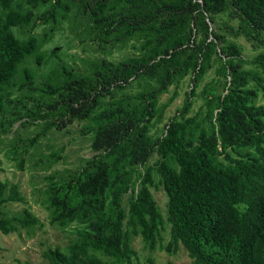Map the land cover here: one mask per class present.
Wrapping results in <instances>:
<instances>
[{"label": "trees", "instance_id": "trees-1", "mask_svg": "<svg viewBox=\"0 0 264 264\" xmlns=\"http://www.w3.org/2000/svg\"><path fill=\"white\" fill-rule=\"evenodd\" d=\"M26 1L31 5L46 2ZM185 1L191 11L190 26H196L197 16H201L200 23L208 33L202 7L212 0ZM11 2L0 0V6L7 9ZM59 2L52 4L44 21L56 20ZM228 2L238 11L239 26L246 37L253 32L264 35V0ZM178 9L169 8L166 28L183 19ZM99 11L93 12L98 21L113 29L123 27L128 32L150 21L123 13L110 18ZM32 17L30 10L0 14V106L5 98L4 88L22 60L33 55L37 62L42 61L39 48L50 38V33H43L40 39L30 36L20 40L12 32L14 26L28 25ZM215 37L206 38L187 57V62L181 63L180 68L184 66L196 72L195 83L205 71V61L216 51ZM182 44L181 37L178 41L172 39L171 50L166 49V57L159 60L169 66L159 78L161 86L142 93L139 102L130 107L118 105L114 109L95 110L102 92L109 94L111 87L127 82L139 70L154 73L157 64L107 63L93 79L75 77L63 68L65 79L55 88L61 100L57 102L59 112L67 116V121L90 120L91 148L97 153L74 173L71 186L74 193L66 189L62 195L59 188L49 192L51 224L64 226L77 221L84 226L65 249L54 247L43 251L48 264H133L135 250L131 243L137 236L142 237L150 250L159 244L167 252H176L183 246L190 264H264V105L254 104L256 90L245 87L247 76L257 84L261 79L250 71H241L229 54L225 60L220 56V73L231 76L230 87L223 95L205 99L204 121L185 116L191 104L186 98L179 118L170 119L161 137L153 140L147 135L157 93L170 82V67L176 63V54L180 53L177 48ZM255 61L264 70V52ZM173 68L180 71L179 67ZM24 74L29 81L30 71L24 69ZM153 153L159 159L154 166L147 165L138 173L139 186L129 196L126 212L121 205L122 196L130 189L136 166L147 163ZM153 171L160 176L167 196L170 239L164 246L159 241L165 220L149 189L155 185ZM22 200L16 184L0 181V207L6 202ZM38 222L35 215L24 209L12 218L1 217L0 231L7 234L18 226L27 228ZM98 253L111 260L105 261ZM149 264H154L152 259Z\"/></svg>", "mask_w": 264, "mask_h": 264}, {"label": "rangeland", "instance_id": "rangeland-1", "mask_svg": "<svg viewBox=\"0 0 264 264\" xmlns=\"http://www.w3.org/2000/svg\"><path fill=\"white\" fill-rule=\"evenodd\" d=\"M56 1L31 5L26 0H12L9 8L0 6L2 15L10 11H32L33 17L28 25L12 27L16 38L25 40L35 36L40 39L43 33H50V38L39 48L42 61L37 62L33 55L22 60L10 84L4 88L5 98L0 106V181L16 184L23 197L21 202H6L1 206L0 218H12L28 209L39 219L34 226H18L7 234L0 231V264H48L43 251L54 247L65 249L76 238L78 229L84 226L77 221L61 226L56 222L51 224L49 220V192L59 188L62 195L66 189L74 193L71 187L74 173L97 153L91 148L90 120L73 118L67 121V116L59 112L57 102L61 100L55 88L65 79L63 68L75 77L93 79L107 63L118 65L141 61L148 66L157 64L154 73L139 70L132 73L127 82L111 87L109 94L102 92L95 110L114 109L118 105L130 107L139 102L142 93L161 86L159 78L169 66L159 60L166 57V49L171 50L172 39L178 41L181 37L183 44L177 48L180 53L176 54V63L170 67V82L157 93L153 117L148 124L147 135L153 140L165 133L171 118H179L186 98L191 104L185 116L204 121L205 99L223 95L230 87L231 76L220 73V56L225 60L226 54L240 65L241 71H250L261 79L257 84L247 76L245 87L256 90L254 104L264 105V70L255 61V57L264 52V35L253 32L246 37L239 26L238 11L228 0H212L202 7L208 33L200 23L201 16H197L196 26H190L191 11L185 0H58L56 20L44 21L45 13ZM175 6L183 19L166 28L169 8L173 11ZM94 11L110 18L123 13L136 15L134 17L139 19L146 17L150 21L128 32L123 27L113 29L98 21ZM213 37L217 43L216 51L211 52L205 61V71L195 83L196 72L191 68L186 70L184 66L180 68L181 63L187 62V57L206 38ZM201 60L200 57L198 63ZM173 67H179L180 71L176 72ZM24 69L31 73L29 81ZM158 159L153 153L147 163L136 166L130 189L121 199L126 212L128 198L139 186L138 173H142L147 165L154 166ZM153 179L155 185L149 189L165 220L159 241L164 246L170 239V224L166 221L167 196L156 171H153ZM131 246L135 250L133 264H149L150 259L154 264L191 262L183 246L176 252H167L159 244L150 250L141 236L134 237ZM98 254L107 262L111 260L102 253Z\"/></svg>", "mask_w": 264, "mask_h": 264}]
</instances>
